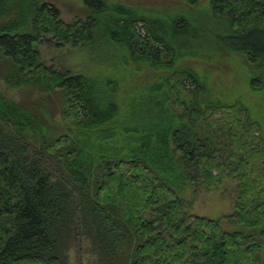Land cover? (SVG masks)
<instances>
[{"label": "trees", "instance_id": "1", "mask_svg": "<svg viewBox=\"0 0 264 264\" xmlns=\"http://www.w3.org/2000/svg\"><path fill=\"white\" fill-rule=\"evenodd\" d=\"M79 1L88 16L67 22L46 0H0L3 83L36 97L0 92V264H70L84 244L91 264H264V119L206 98L175 46L194 14L205 30L225 25L261 90L264 0H187L166 21L121 0ZM45 39L100 52L62 70L43 58ZM227 178L231 230L180 197Z\"/></svg>", "mask_w": 264, "mask_h": 264}, {"label": "rangeland", "instance_id": "2", "mask_svg": "<svg viewBox=\"0 0 264 264\" xmlns=\"http://www.w3.org/2000/svg\"><path fill=\"white\" fill-rule=\"evenodd\" d=\"M46 1L56 6L61 13V17L67 22L85 19L88 16V10L79 0ZM186 1L121 0L129 7L145 6L153 8L155 10L154 14L164 21L174 16L180 8H190L185 3ZM198 1L200 7L209 2V0ZM203 10H205L204 7L200 9V11ZM193 17L196 21H193L182 37L175 41V46L206 79L207 94L205 97L215 102L241 100L251 109V113L256 119H264V88L259 91L252 89L255 86L252 81L256 73L242 57L231 52V48L228 47L230 43L226 42L223 35L226 32L225 25L221 24L223 26H219L220 23H216L217 26L211 31L210 28L205 30L203 25L199 23L200 21H197L198 14H194ZM199 17H201V14ZM54 47L55 45L50 39H45L42 49L43 58L48 64L57 66L62 70L79 67L83 64L81 61L90 62L92 57L100 52L98 43H95L91 49L82 54L77 50H56ZM0 92L7 93V96L21 102H31L36 98L30 95L31 92L28 89H16L6 86L3 83L1 67ZM129 100L130 97H127L122 101L128 102ZM49 108L53 109L54 106L51 105ZM237 196V180L230 178L223 180L213 190L196 189L189 186L180 194V197L186 201L189 213L216 221L220 220L223 227L229 230L232 226L227 223L225 217L233 214ZM78 250L77 245L70 250V264H81V260L82 264L93 263L94 257L87 253L85 244L81 260L79 259Z\"/></svg>", "mask_w": 264, "mask_h": 264}]
</instances>
